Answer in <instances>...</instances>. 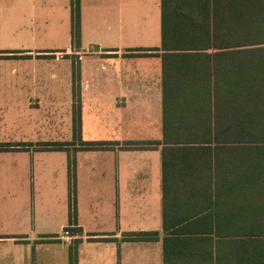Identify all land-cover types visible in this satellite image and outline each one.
Instances as JSON below:
<instances>
[{
  "label": "crops",
  "instance_id": "obj_1",
  "mask_svg": "<svg viewBox=\"0 0 264 264\" xmlns=\"http://www.w3.org/2000/svg\"><path fill=\"white\" fill-rule=\"evenodd\" d=\"M161 2L79 0L75 46L72 0H0V264H165ZM230 49L204 52L214 61L221 51L228 66ZM86 140L109 145L84 148ZM145 141L160 143L126 146ZM56 143L65 148L39 147ZM196 144L206 151L191 163L192 203L204 209L192 221L207 232L191 238L189 252L183 235L170 236L173 264H252L256 236L247 231L264 224V137ZM70 226L80 230L61 237ZM135 232L158 238H129ZM83 239L107 249L87 255Z\"/></svg>",
  "mask_w": 264,
  "mask_h": 264
},
{
  "label": "trees",
  "instance_id": "obj_2",
  "mask_svg": "<svg viewBox=\"0 0 264 264\" xmlns=\"http://www.w3.org/2000/svg\"><path fill=\"white\" fill-rule=\"evenodd\" d=\"M161 8V49L166 51L163 53L162 191L166 232L163 241L165 264H173L177 252L171 250L170 236L177 240L183 237L179 240L189 252L191 238L197 239V233L207 232L192 221L204 209L192 203L191 163L206 151L205 145L196 143L212 137H264V0H162ZM72 42L75 46L80 43L79 0H72ZM210 46L231 47L224 52L230 61L228 66L218 63L221 51L214 53V61L211 60L204 52ZM238 74L245 77L244 81L232 79ZM238 86L245 94L206 95L207 89ZM75 124L78 128V117ZM158 143L133 142L126 146L150 147ZM108 145L94 141L82 144L84 148ZM39 147L64 149L65 144ZM68 175L69 219L76 223V172L72 156L68 159ZM258 228L251 226V231H247L248 235L256 236L252 238V252H256L252 264H264V238H259L264 237V224L262 231ZM67 229L72 233L80 230L73 226ZM129 238L153 240L158 236L157 232H135ZM203 238L206 242V237Z\"/></svg>",
  "mask_w": 264,
  "mask_h": 264
},
{
  "label": "rangeland",
  "instance_id": "obj_3",
  "mask_svg": "<svg viewBox=\"0 0 264 264\" xmlns=\"http://www.w3.org/2000/svg\"><path fill=\"white\" fill-rule=\"evenodd\" d=\"M86 142H92V140H86ZM83 143H85V142H83ZM94 242H97V241L89 240V239H83L82 241H80V243H81L82 245H84V246L87 247V248L92 249V250H91L92 252H85V254H87V255L93 254V255L101 256V255H102V252H103L104 250L107 249V246H108V245H105V246H103V247L100 248V249H93V248H91V247L93 246ZM40 246H41V245L38 244V247H40ZM56 248H57V245H56ZM94 248H95V247H94ZM61 252H62V251H61ZM64 252H68V251H64ZM86 263H89L88 258L86 259Z\"/></svg>",
  "mask_w": 264,
  "mask_h": 264
},
{
  "label": "built area",
  "instance_id": "obj_4",
  "mask_svg": "<svg viewBox=\"0 0 264 264\" xmlns=\"http://www.w3.org/2000/svg\"><path fill=\"white\" fill-rule=\"evenodd\" d=\"M64 236H70V231L69 229H64L63 232H62V236L61 237H64Z\"/></svg>",
  "mask_w": 264,
  "mask_h": 264
}]
</instances>
